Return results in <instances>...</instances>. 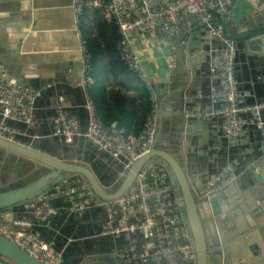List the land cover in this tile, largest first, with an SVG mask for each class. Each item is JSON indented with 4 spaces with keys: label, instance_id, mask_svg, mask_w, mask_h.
<instances>
[{
    "label": "built area",
    "instance_id": "1",
    "mask_svg": "<svg viewBox=\"0 0 264 264\" xmlns=\"http://www.w3.org/2000/svg\"><path fill=\"white\" fill-rule=\"evenodd\" d=\"M103 4L107 17L118 31L119 58L138 74L149 93L151 107L141 132L135 137H125L116 123L104 125L96 116L88 95L92 56L81 31L86 0H72L83 64L81 91L87 116L85 128L80 129L79 118L67 108L66 98L52 95L47 99L50 132L37 133L38 100L49 85L35 89L6 80L5 68L0 65V139L25 146L28 143V147L31 142L51 139L65 148H73L76 142L83 140L115 164L119 170L117 180L150 151L159 128L157 99L141 60L131 46V39L145 34L173 39L183 26L186 35L181 44L185 47L196 26L212 41L208 50L202 51L203 55H210L212 104L202 108L200 93L189 95L184 101L183 115L206 121L219 119L222 137L229 143L242 142L250 127L263 128L264 102L246 103L247 94L239 89L235 79L237 46L225 36L223 27L215 23L217 18L225 19L233 14V0H103ZM192 17L196 25L191 28L187 21ZM199 175L207 179L208 194L217 193L238 179L231 166L223 168L213 179H208L207 173ZM114 181L109 185L101 184L110 187ZM176 190L166 168L156 162L139 170L130 189L113 201L97 198L82 177L72 175L49 192L0 210V235L41 264H66L68 246L81 241L110 243L108 251L97 249L87 253V258L110 256L119 264H196L194 247L175 197ZM56 202L62 205L57 206ZM64 212L79 220L75 232L82 228L84 234L75 239L66 237L64 245L58 249L56 238L65 224L62 221L61 225L64 224L59 227L58 218ZM92 219L97 220L94 226L90 225ZM89 229L93 231L90 233ZM0 264L13 263L0 256Z\"/></svg>",
    "mask_w": 264,
    "mask_h": 264
},
{
    "label": "crops",
    "instance_id": "2",
    "mask_svg": "<svg viewBox=\"0 0 264 264\" xmlns=\"http://www.w3.org/2000/svg\"><path fill=\"white\" fill-rule=\"evenodd\" d=\"M233 2V14L215 20L231 40L242 32L248 20L257 14V9H264V0L263 5L260 0ZM71 3L72 0H0V65L5 68V79L35 89L43 84L49 85L38 100L37 133L50 132L47 99L52 95L66 98V106L77 114L81 130L87 123L81 91L83 64ZM83 21L91 50L98 59L93 72L96 78L102 80L105 103H112V98H124L125 105L129 104V112L137 114V117L130 116L137 118V121L133 120L136 121L133 130L137 131L140 124L138 118L146 117L148 111L145 112L141 107L142 101L134 87L136 85L128 83L116 53L109 49L117 41L118 31L106 15L103 0H87ZM187 24L191 28L195 27L196 20L189 18ZM196 29L190 51L181 42H176V38L145 34L131 39V46L141 60L145 77L157 99L160 111L158 146L174 155L181 166L189 168L191 172L207 173L208 179L215 178L223 168L231 166L238 176L236 182L245 189L255 174L252 167L260 157L264 126L260 130L250 127L242 142L229 143L222 137L219 119L206 121L184 115L182 117L184 101L189 95L200 93L199 103L202 108L212 104L208 70L210 55L202 54L203 50H208L212 41L204 36L199 26ZM234 42L237 46L234 72L238 87L247 94V104L264 102V55H246L243 43ZM37 142V149L43 151L47 148L45 152L53 156L61 155L64 159L77 157L105 185L116 180L119 170L115 164L92 150L83 140L76 142L73 148L61 147L57 140ZM0 152L4 153L2 150ZM2 156L0 185L7 186L0 189V192L25 185L12 184L15 178L20 179L16 175L19 174L18 169L14 170L12 162ZM96 221L92 219L90 225L94 226ZM102 243H87L86 247H79L80 254L100 249ZM91 258L80 255L81 261Z\"/></svg>",
    "mask_w": 264,
    "mask_h": 264
},
{
    "label": "water",
    "instance_id": "3",
    "mask_svg": "<svg viewBox=\"0 0 264 264\" xmlns=\"http://www.w3.org/2000/svg\"><path fill=\"white\" fill-rule=\"evenodd\" d=\"M260 3L263 5L262 0ZM184 30L183 26L176 42L185 37ZM196 31L188 38V51L193 46ZM232 40L243 43L246 55L263 56L264 9H257V14ZM159 135L158 128L150 151L110 187L103 186L77 157L64 159L61 155L40 151L37 141L29 143L28 147V143L25 146L0 139V150L4 153L47 170L28 184L0 192V210L49 192L72 175L82 177L97 198L113 201L130 189L139 170L156 162L166 168L171 184L177 189L175 197L194 247L196 264H264V143L259 160L252 167L256 174L251 176L247 188L242 189L239 182H235L217 193L208 194L207 179L199 173L192 174L174 155L160 148ZM0 256L13 264H41L1 235Z\"/></svg>",
    "mask_w": 264,
    "mask_h": 264
},
{
    "label": "trees",
    "instance_id": "4",
    "mask_svg": "<svg viewBox=\"0 0 264 264\" xmlns=\"http://www.w3.org/2000/svg\"><path fill=\"white\" fill-rule=\"evenodd\" d=\"M87 2V0H86ZM84 11L85 8L83 9V14L81 16V31H82V35L86 41V45L88 50L91 53V61H90V67H89V76L92 80L91 85L89 86L88 89V95L89 98L93 104L94 107V111L96 116L100 119V121L104 124V125H109L111 123H116L117 127L120 128L123 132V135L126 136H137L141 130L143 129L144 126V121L146 117L140 116L138 118V120L140 121L139 124V129L137 131L133 130V127L136 125V121H137V114L134 112H129L130 110L127 109L128 105H125L126 100L124 98H112L110 104H106L105 103V97H104V88L101 86L102 84V80L100 78H96L93 72V68H94V64L96 62H98V59L96 57H94V53L91 50L90 47V43L88 41V38L86 37V32H85V28H84V24H83V16H84ZM114 26H116L113 23ZM118 40V38L116 39ZM116 43L117 41L111 45L109 47L110 51L115 52L117 55V59L118 62L121 66V68L123 69L124 73L126 74L127 78H128V83L129 84H135L136 86H134L136 88V91L139 95V98L142 101L141 107L144 108V111L147 112L149 110V108L151 107V100L149 97V93L147 92L144 84L142 83V81L140 80V77L138 76V74L136 72H133L131 70H129V68L127 66L124 65V63L121 61V59L118 56L117 50H116ZM96 92H98L96 94ZM132 103V101H131ZM83 104V103H82ZM85 112V110H83ZM86 114V113H85ZM130 116H136L134 118H130ZM133 120H136L135 122ZM48 151V149L44 148V151ZM116 179V178H115ZM113 182V181H112ZM61 201V199H60ZM57 206H61L62 204L60 202H56L55 203ZM65 214H63L62 216H60L58 218L59 223L58 226L61 227L64 223V225L61 228V233L58 235L57 242L59 243L57 248L60 249L64 243H65V239L66 237H74L78 238L81 237V235L84 234V230L81 229V231H77L75 232V225L77 223H79V220L77 218H75L74 216H70L68 217L67 212H64ZM65 218H67L66 220H64ZM64 221V223L61 225V222ZM52 225V224H51ZM93 230L89 229V232L91 233ZM91 241H81V242H74L71 243L68 246V250L65 254L66 256V264H79L80 261V251H79V247H86L87 243H90ZM83 244V245H82ZM86 249V248H83ZM86 256V252H83L80 255Z\"/></svg>",
    "mask_w": 264,
    "mask_h": 264
},
{
    "label": "flooded vegetation",
    "instance_id": "5",
    "mask_svg": "<svg viewBox=\"0 0 264 264\" xmlns=\"http://www.w3.org/2000/svg\"><path fill=\"white\" fill-rule=\"evenodd\" d=\"M0 153L3 155V156L2 155H0V156H2L4 159L10 160L12 162V167L14 170L21 169V168L24 169L25 167L29 168V166H30L31 168H33L32 171L34 173H36L37 171H39L42 175L47 173L46 169L38 167V166H36V165L26 161V160H19L17 158L12 157L11 155H9L7 153H2V152H0ZM8 155L10 156V158ZM10 161H9V163H10ZM0 179H2L1 176H0ZM109 247H110V243L107 241V243L106 242L102 243V246H100L99 250L101 252H106V250ZM79 256H80V254H79ZM83 262H84L83 264H117L115 262V260L113 258H111L110 256H102V257L95 256V257H93L91 259H87V261H83Z\"/></svg>",
    "mask_w": 264,
    "mask_h": 264
},
{
    "label": "rangeland",
    "instance_id": "6",
    "mask_svg": "<svg viewBox=\"0 0 264 264\" xmlns=\"http://www.w3.org/2000/svg\"><path fill=\"white\" fill-rule=\"evenodd\" d=\"M24 169H26V167ZM24 169H18L17 172L19 174H16V175L18 177H20L21 179L18 180V178H15V180L12 183V184H14V186L17 185V184L21 185L23 183L28 184V183H30L31 181H33L34 179H36V178H38L40 176V172L37 171L36 173H34L32 171L33 168H31L30 166H29V169H28L29 171L24 170ZM6 186H7V184L6 185H0V189H4V187H6Z\"/></svg>",
    "mask_w": 264,
    "mask_h": 264
}]
</instances>
